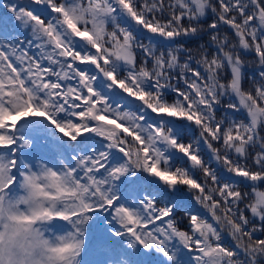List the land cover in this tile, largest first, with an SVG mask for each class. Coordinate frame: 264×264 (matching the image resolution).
<instances>
[{
	"label": "snow or ice",
	"instance_id": "1",
	"mask_svg": "<svg viewBox=\"0 0 264 264\" xmlns=\"http://www.w3.org/2000/svg\"><path fill=\"white\" fill-rule=\"evenodd\" d=\"M98 246L264 264V0H0V264Z\"/></svg>",
	"mask_w": 264,
	"mask_h": 264
},
{
	"label": "trees",
	"instance_id": "2",
	"mask_svg": "<svg viewBox=\"0 0 264 264\" xmlns=\"http://www.w3.org/2000/svg\"><path fill=\"white\" fill-rule=\"evenodd\" d=\"M57 135H61V134L57 133ZM46 143H48V141L41 140L42 145L46 144ZM101 250H102L101 246H98V250L96 253H91L90 251H86L85 252V260L96 262V264H102L104 257H103V255L100 254Z\"/></svg>",
	"mask_w": 264,
	"mask_h": 264
}]
</instances>
